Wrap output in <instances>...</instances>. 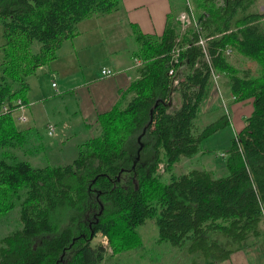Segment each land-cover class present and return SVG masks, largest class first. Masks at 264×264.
Here are the masks:
<instances>
[{"label":"trees","instance_id":"obj_1","mask_svg":"<svg viewBox=\"0 0 264 264\" xmlns=\"http://www.w3.org/2000/svg\"><path fill=\"white\" fill-rule=\"evenodd\" d=\"M192 1L196 13L207 12L200 30L176 41L175 12L159 36L134 27L138 77L97 114L98 134L68 163L33 166L14 151L31 138L30 127L16 125L14 104L27 101V76L56 57L78 22L118 9L120 0H0V218L16 209L18 221L0 237V264H101L107 250L94 236H107L110 256L139 249L137 229L147 219L156 242L184 249L191 264H220L256 243L264 230V13L249 10L253 0ZM200 34L208 37V61L195 43ZM226 47L255 61L258 73L238 69ZM212 69L227 78L232 102L251 99V112L222 151L226 174L176 173L182 157L230 123L224 113L196 127ZM175 76L181 80L172 86ZM159 162L167 179L156 172Z\"/></svg>","mask_w":264,"mask_h":264},{"label":"crops","instance_id":"obj_2","mask_svg":"<svg viewBox=\"0 0 264 264\" xmlns=\"http://www.w3.org/2000/svg\"><path fill=\"white\" fill-rule=\"evenodd\" d=\"M182 5L183 0H120L118 9L103 14H92L78 22L77 34L63 40L56 51V57L44 64L48 69L47 73L56 77L50 82L51 88L55 89L51 90L53 95L46 99L43 85L29 86L27 101L24 102L27 120L25 124L18 121V126L26 125L32 133L35 132L33 128L55 124V137L60 140L55 150H58L60 155L64 151L63 145L67 146L64 154L68 153L70 147H77L74 142H71L73 146L69 145V140L64 142L73 136L76 128L86 131L82 138L79 137L81 142L98 134L100 127L96 121L97 114L116 103L130 81L138 77L135 73L137 68L132 67L135 57L133 52L137 48L133 35L134 27L143 34L159 36L164 30L167 15L182 8ZM102 66L114 69V74L102 75ZM214 90L212 86L208 91L211 92L207 99L211 101L208 102L210 108L217 100ZM176 98L178 99L174 92L173 106L178 105L179 100L176 101ZM49 100H54L50 106ZM203 102H206L205 99ZM251 109V99L231 101L228 105L231 124L235 125L236 130L241 128ZM71 152L74 153L73 150ZM259 252L263 253V249L259 248L256 241L255 244L235 251L221 263L254 264Z\"/></svg>","mask_w":264,"mask_h":264},{"label":"rangeland","instance_id":"obj_3","mask_svg":"<svg viewBox=\"0 0 264 264\" xmlns=\"http://www.w3.org/2000/svg\"><path fill=\"white\" fill-rule=\"evenodd\" d=\"M215 1H217L218 3L221 2V0ZM189 9L193 10V15H195V19H203L204 16H207V12L204 10L199 14L196 13V9L192 0H183L182 8H179L175 11L176 16L174 19L177 23V34L179 36L178 41L179 38H181V36L183 35V33H186L187 29L192 27L193 29L197 28L198 30H200V24H198L196 27V24H194V22H189L181 25L179 13L183 10ZM249 10L253 12L264 13V0H253L252 4L249 7ZM200 35L201 38H197L195 43H200L201 40L205 42L207 41V36H204L202 34ZM34 43L35 44H33L32 48L33 51L37 50L39 46L38 42ZM132 43H134V41ZM201 48L207 51L206 44L204 46H201ZM227 56L228 60L233 63L238 69H248L252 75L258 73V64L255 61L245 56L239 55L238 53H235L233 51H231V53ZM1 57L2 55L0 54V63L2 62ZM45 65L43 64L42 66L37 67L34 73L28 75L27 82L30 87L31 85H43L46 92H48H45V94H47L45 95L46 99H50V97L53 95L51 90L55 91L54 88H51L50 82L52 79H56V77L54 78L47 73L48 69ZM132 67H138V64L135 61L134 57L132 60ZM212 86L215 89L214 95L217 99L216 103L213 107H208V102H211L210 100H207L211 93L208 92L205 97L206 102H203V110H201L200 108L198 110V114L195 119L196 127L202 128L204 125L210 123L211 120L217 118L219 115L224 113L227 115L228 119L230 120V123L229 125L222 127L221 129L215 131L214 133L206 137L200 143L201 150L194 156L184 158L182 157L173 167V170L176 173L185 172L190 168H212L211 171L214 173V175H224L227 172L224 165L225 153H223L222 151L230 143L231 137H234L235 134L243 127L245 121L243 122L241 128L237 130L235 125L231 124L232 120L231 116H229L228 105L231 103L232 97L229 93L228 80L225 75L222 73H217L214 77H211L210 87ZM176 101H178L177 98ZM53 103L54 100H49L48 106L52 105ZM20 124H25V122ZM20 124L16 120V125L18 126ZM51 125L53 126V130L50 134L48 133V124L46 125V127L44 125H41L37 128H33L35 132L31 133V138L23 146L14 149L15 153L20 158L27 160L33 166H41L45 164L62 165L65 162H70L73 157L76 156L78 145L80 144L76 142H81L79 137L82 138L83 133H86V131H84L83 129L76 128V131L75 133H73V136L70 139H66L64 142L67 143L66 141L69 140V145L73 146L72 143L74 142L75 145L77 144V147H70L68 153L64 154L65 151H67V146L63 145L64 151L62 152V155H60L61 153L58 150H55V146L57 145V143H60V140L55 137L56 125L52 123ZM24 126L26 127V125ZM77 131L81 132L82 134L78 133ZM72 150L74 153L71 152ZM141 156L142 160L145 161L150 158V154L148 152L144 154L141 153ZM159 163L162 164V162ZM163 166L164 164H162L161 166L158 165L155 169L156 172L163 173V179H167L168 174L167 172H165ZM17 225V211L16 209H13L9 211L5 216L0 218V237ZM137 230L141 236L143 246L139 249L125 250L112 256L109 255L111 253V248L109 246L107 236H103L99 233L94 236V238L92 239V243L100 242L102 244V238H107L105 246L107 250L106 257L108 258H106L101 264H191L189 260L190 257L186 254V251L184 249L171 246L165 241L156 242L157 229L152 219H147L143 224L138 227ZM256 239L257 243L259 244V248L263 249V253L259 252L257 254L256 262H254V264H264V230L263 233L259 235ZM249 242L250 240L248 241V243Z\"/></svg>","mask_w":264,"mask_h":264},{"label":"bare ground","instance_id":"obj_4","mask_svg":"<svg viewBox=\"0 0 264 264\" xmlns=\"http://www.w3.org/2000/svg\"><path fill=\"white\" fill-rule=\"evenodd\" d=\"M187 13V14H189V17H190V22L191 23H193L194 22V24H196V27H197V25L198 24H200V21H201V18H198V19H195L194 18V16L195 15H193V10L192 9H189V10H183V11H181L180 13H179V19H180V14L181 13ZM205 17V16H204ZM203 17V18H204ZM181 20V19H180ZM181 25H183V23H182V21H181ZM197 31H199L197 28H195ZM178 37L179 36H177V38H176V41H178ZM199 38H201V36L199 37ZM198 44H200L201 46H204L205 44H206V42L205 41H202L201 40V42L200 43H198ZM179 47L178 46H175L174 47V50H172V56H173V59H174V61H176V57H177V55H178V51H179ZM204 51V55H205V59L208 61L209 60V55H208V53L206 52V50H203ZM231 51H232V49L230 48V47H226L225 49H224V54L225 55H228V54H230L231 53ZM176 52H177V54H176ZM227 52V53H226ZM135 58V61L137 62V64H138V66L139 65H141L142 64V61H141V59L140 58H137V57H134ZM110 68V67H109ZM113 72H114V70L112 69V68H110ZM172 69V68H171ZM183 69V66H180L179 67V70H182ZM170 70V69H169ZM173 70V69H172ZM174 71V70H173ZM211 73H212V77H214L217 73L212 69L211 70ZM173 74H174V72H173ZM176 77V76H175ZM175 77H173V79L175 78ZM173 82V81H172ZM173 86V85H172ZM18 100V99H17ZM16 100V101H17ZM21 100V99H20ZM16 101H15V106L17 105V103H16ZM4 105H6L7 107H8V105L6 104V103H4L3 105H2V107L4 106ZM9 108V107H8ZM3 110V109H2ZM17 120V119H16ZM48 133L50 134V133H52V130H53V126L51 125V123H49L48 124ZM163 164V163H162ZM161 163H158V165L159 166H161L162 165ZM164 167V166H163ZM99 234H101V235H105V234H102V233H99ZM106 236V235H105ZM106 238V237H105ZM106 241H107V238H106ZM104 246L106 245V243H102Z\"/></svg>","mask_w":264,"mask_h":264},{"label":"built area","instance_id":"obj_5","mask_svg":"<svg viewBox=\"0 0 264 264\" xmlns=\"http://www.w3.org/2000/svg\"><path fill=\"white\" fill-rule=\"evenodd\" d=\"M180 19H181L183 24L190 22L189 14L184 13V12L180 14ZM176 54H177V52H176ZM100 71H101V74L104 75V76H110V75L114 74V72L107 66H102ZM168 73L170 75L173 74V70L170 69ZM179 80H181V77H175L173 79L172 85H176L177 86V82ZM52 85H54V83H52ZM16 103H17L16 109H15L16 110L15 112L17 113V114H15L16 115V119H17V121H19L21 123H24L27 120L26 112H25L26 104L20 99H18L16 101ZM2 109L6 111L8 109V107L6 105H4L2 107ZM102 242L106 243V238L105 237L102 238Z\"/></svg>","mask_w":264,"mask_h":264},{"label":"flooded vegetation","instance_id":"obj_6","mask_svg":"<svg viewBox=\"0 0 264 264\" xmlns=\"http://www.w3.org/2000/svg\"><path fill=\"white\" fill-rule=\"evenodd\" d=\"M157 166H158V164H157Z\"/></svg>","mask_w":264,"mask_h":264}]
</instances>
